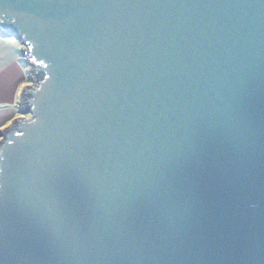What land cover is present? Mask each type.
Returning a JSON list of instances; mask_svg holds the SVG:
<instances>
[{
  "label": "water",
  "instance_id": "obj_1",
  "mask_svg": "<svg viewBox=\"0 0 264 264\" xmlns=\"http://www.w3.org/2000/svg\"><path fill=\"white\" fill-rule=\"evenodd\" d=\"M0 35L36 76L0 264H264V0H0Z\"/></svg>",
  "mask_w": 264,
  "mask_h": 264
},
{
  "label": "crops",
  "instance_id": "obj_2",
  "mask_svg": "<svg viewBox=\"0 0 264 264\" xmlns=\"http://www.w3.org/2000/svg\"><path fill=\"white\" fill-rule=\"evenodd\" d=\"M17 46L12 40L0 35V131L10 125L17 114L24 84L25 64L19 58L21 50Z\"/></svg>",
  "mask_w": 264,
  "mask_h": 264
},
{
  "label": "rangeland",
  "instance_id": "obj_3",
  "mask_svg": "<svg viewBox=\"0 0 264 264\" xmlns=\"http://www.w3.org/2000/svg\"><path fill=\"white\" fill-rule=\"evenodd\" d=\"M8 40H12V42H15L18 46V50L20 51L21 50V48L20 47H23L22 45H21V43H20V41L19 40H17V39H15V38H11V37H6ZM16 47V48H17ZM22 51V50H21ZM21 53L19 52V58L20 59H24V56H22V55H20ZM24 68H25V78H24V84H23V86H27V85H31V86H33L34 85V83H35V78H36V76L34 75V73L32 72V67L30 66V65H25L24 66ZM22 86V87H23ZM21 87V88H22ZM17 106H18V108H17V114L15 115V117L13 118V120L11 121V123H10V125H8V126H11V125H13L14 124V122L17 120V119H19V118H21V119H24V118H28L29 117V115L28 114H24L23 113V111H22V109H21V96H20V99H19V101H18V104H17ZM7 127V126H6ZM6 127H4V128H6ZM3 128V129H4ZM2 131V130H1Z\"/></svg>",
  "mask_w": 264,
  "mask_h": 264
},
{
  "label": "trees",
  "instance_id": "obj_4",
  "mask_svg": "<svg viewBox=\"0 0 264 264\" xmlns=\"http://www.w3.org/2000/svg\"><path fill=\"white\" fill-rule=\"evenodd\" d=\"M23 103H24V100H23Z\"/></svg>",
  "mask_w": 264,
  "mask_h": 264
}]
</instances>
